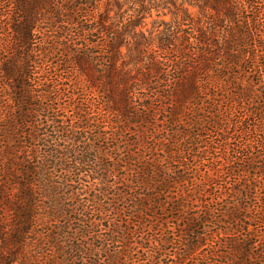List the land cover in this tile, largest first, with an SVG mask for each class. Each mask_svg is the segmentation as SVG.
<instances>
[{
	"label": "trees",
	"instance_id": "obj_1",
	"mask_svg": "<svg viewBox=\"0 0 264 264\" xmlns=\"http://www.w3.org/2000/svg\"><path fill=\"white\" fill-rule=\"evenodd\" d=\"M0 264H264V0H0Z\"/></svg>",
	"mask_w": 264,
	"mask_h": 264
}]
</instances>
